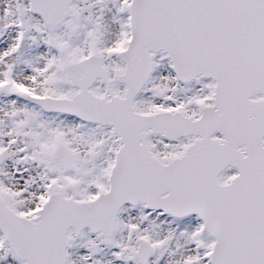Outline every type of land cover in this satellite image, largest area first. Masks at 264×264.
<instances>
[{"label": "snow or ice", "instance_id": "obj_1", "mask_svg": "<svg viewBox=\"0 0 264 264\" xmlns=\"http://www.w3.org/2000/svg\"><path fill=\"white\" fill-rule=\"evenodd\" d=\"M0 264H264V0H0Z\"/></svg>", "mask_w": 264, "mask_h": 264}]
</instances>
